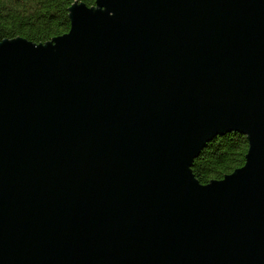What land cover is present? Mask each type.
I'll return each instance as SVG.
<instances>
[{
    "label": "water",
    "instance_id": "water-1",
    "mask_svg": "<svg viewBox=\"0 0 264 264\" xmlns=\"http://www.w3.org/2000/svg\"><path fill=\"white\" fill-rule=\"evenodd\" d=\"M0 43V264H264V0H96ZM245 164L200 185L217 136Z\"/></svg>",
    "mask_w": 264,
    "mask_h": 264
},
{
    "label": "trees",
    "instance_id": "trees-1",
    "mask_svg": "<svg viewBox=\"0 0 264 264\" xmlns=\"http://www.w3.org/2000/svg\"><path fill=\"white\" fill-rule=\"evenodd\" d=\"M96 0H0V43L23 38L35 45L46 44L70 28L69 9L74 4L95 7ZM249 145L247 136L228 132L205 145L194 158L190 171L204 186L222 180L242 167Z\"/></svg>",
    "mask_w": 264,
    "mask_h": 264
}]
</instances>
